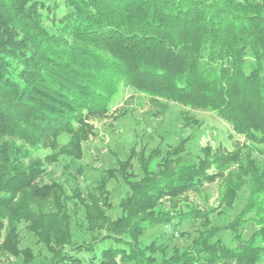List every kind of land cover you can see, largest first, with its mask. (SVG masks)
<instances>
[{
    "label": "trees",
    "instance_id": "16d2710c",
    "mask_svg": "<svg viewBox=\"0 0 264 264\" xmlns=\"http://www.w3.org/2000/svg\"><path fill=\"white\" fill-rule=\"evenodd\" d=\"M119 91L145 94L163 108L174 102L215 112L243 141L230 152L208 143L197 163L179 158L181 146L158 161L155 151L139 161V180L133 162L147 146H133L126 160L116 157L98 172L84 197L73 172L84 169L75 165L93 129L88 120L103 116ZM257 143L264 144V0H0V250L4 240L19 247L23 225L43 252L45 245L63 249L60 239L69 233L45 220L54 209L69 225L68 203L78 200L88 229H102L89 213L102 214L105 186L119 178L129 189L116 230L106 227L109 239L132 237L138 224L137 236L148 226L170 229L191 218L200 223L198 236L187 246L167 243L169 260L159 264H262L264 166L252 158ZM153 161L157 168L149 167ZM215 172L224 188L213 204L202 209L181 198L214 181ZM244 186L248 200L238 193ZM184 207L185 216H176ZM135 243L128 246L131 261L155 264ZM19 256L1 263L17 264ZM113 257L103 264H117Z\"/></svg>",
    "mask_w": 264,
    "mask_h": 264
},
{
    "label": "rangeland",
    "instance_id": "374dc122",
    "mask_svg": "<svg viewBox=\"0 0 264 264\" xmlns=\"http://www.w3.org/2000/svg\"><path fill=\"white\" fill-rule=\"evenodd\" d=\"M187 111L192 114L191 118L186 115ZM88 122L93 126V129L89 138L83 141V155L81 160L76 161L77 165H75L76 167L81 165L84 169L78 174L73 172L75 173L74 177L77 176L81 182L84 197L95 187L98 172L114 166L116 157L126 160L128 150L133 146L138 148H142L143 145L147 146L143 158L138 159L137 154L133 162V169L139 180L140 176L143 175L139 161L147 162L155 151H160V155L156 159L158 161L162 155L168 154V150L178 149L181 146L182 151L178 152L179 158L186 163H197L200 157H203L201 151L203 146L208 143L230 152L236 147L237 141H243V137L233 130L231 124L215 112L192 109L174 102H170L166 108H163L152 102L145 94H137V92L125 94L119 91L110 102L107 112L103 116L91 118ZM65 140L64 138L63 142ZM46 152L47 150H44L42 155ZM252 158L259 162L261 167L264 166L263 143L254 144ZM156 161H153L149 167L155 168ZM59 171L57 170L58 178H62ZM215 174V180L204 183L200 191H189L182 194L181 198L184 200L187 198V200L189 199L188 202L206 209L209 204H213L217 200L224 188L220 184L221 174L217 172ZM128 189L123 179L108 180L105 190H109L110 194H104L103 200H100L99 203V209L103 215L99 213L98 209L89 213V215L94 214L92 219L96 216L93 221L104 227L93 232L87 226V221L90 219L87 208L82 209L79 200L76 204L75 202L68 203V199H66L65 203L69 204V211L73 214L70 224L68 225L66 222L64 225L62 223L65 220L64 215L59 212L57 216L54 209L48 213L50 218L46 217L45 220L47 223L52 221L51 224L53 225L55 223L58 226V233L60 231L65 235L69 233L68 238L60 239L64 243L63 249L59 248L60 246L52 245L55 246L57 250L55 251L45 245L43 252L42 243L38 242L39 237L23 225L22 230H20L22 241L19 247L4 240L0 250V264H7V262H1L8 260L13 261L14 255L18 254L20 256L17 264H30L29 261L32 259L35 264H48L50 261V264L54 261H57L54 264H103L109 256H114L112 259L117 264H134L127 254H131V251L133 253V249L128 246L129 244L137 246L135 242H138L149 257L153 259V263L159 264L169 260V255L166 254L165 250L169 248L166 247L167 243L184 246L193 243L198 236L200 223L191 218L186 219L178 226H172L170 229L163 225L148 226L143 234L137 236L143 227L142 224H138L136 231L132 233V237L120 234L109 239L107 233L109 230L106 227L110 228L113 225L116 230L118 224L114 221L122 215L118 205H120L119 203ZM68 192L71 194V190ZM238 193L242 194L245 200H248L250 195L248 186H244ZM179 210L176 214L178 217L185 216L188 212L186 207ZM135 224L134 222L129 225L130 228H134ZM123 230L128 232L129 228L127 229L125 226ZM49 231L55 232L52 228ZM222 235L228 240L231 237L228 232L222 233ZM149 244H154L151 249L147 248ZM115 248L121 250H112ZM59 250H62V253H59Z\"/></svg>",
    "mask_w": 264,
    "mask_h": 264
}]
</instances>
